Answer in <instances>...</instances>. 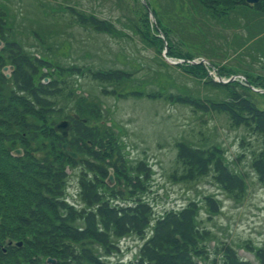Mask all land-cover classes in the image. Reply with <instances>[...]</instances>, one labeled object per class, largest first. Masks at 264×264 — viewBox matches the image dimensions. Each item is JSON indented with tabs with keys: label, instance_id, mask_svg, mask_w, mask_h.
Segmentation results:
<instances>
[{
	"label": "rangeland",
	"instance_id": "374dc122",
	"mask_svg": "<svg viewBox=\"0 0 264 264\" xmlns=\"http://www.w3.org/2000/svg\"><path fill=\"white\" fill-rule=\"evenodd\" d=\"M144 1L150 12L142 0H0L7 41L44 61L46 65H38L34 79L56 80L62 93L54 99L53 111L33 119L42 123L38 140L26 143L16 135L6 141L9 150L25 147L23 157L31 152L34 158L44 155L49 140L60 139L52 126L70 119L75 104L84 97V103L96 104L102 111L98 120L88 124L97 126L100 135L115 144L118 155L113 157L121 158V173L136 177L133 171L138 162L144 163L147 177L137 176L144 190L140 197L155 215L194 201L198 225L209 231L210 249L228 244L240 259L259 264L250 252L264 250V182L252 162L261 153L264 159L262 137L247 127L233 126L224 113L193 110L168 96L222 100L226 93L203 83L208 78L216 82L233 78L226 83L249 88L245 93L236 91L264 111V2L260 11L241 7L239 14H224L219 8L217 13L200 8L191 0ZM72 10L108 20L115 30L108 34L83 27L72 17ZM0 58L9 73L12 64L1 50ZM70 67L81 73H73ZM114 69L130 78L112 84L92 76ZM179 143L218 149L227 169L241 177V191L228 193L211 170L193 181L182 179V166L176 159ZM80 168L81 163L69 165L64 185V197L77 206ZM101 179L105 185L106 175ZM106 185L118 187L117 183ZM123 186L124 201H128L131 197ZM206 197L217 205L214 214L205 204ZM142 242L133 235L122 237L119 251L111 253L109 260L132 259ZM220 253L214 257L219 261ZM97 254L106 258L99 249Z\"/></svg>",
	"mask_w": 264,
	"mask_h": 264
},
{
	"label": "trees",
	"instance_id": "16d2710c",
	"mask_svg": "<svg viewBox=\"0 0 264 264\" xmlns=\"http://www.w3.org/2000/svg\"><path fill=\"white\" fill-rule=\"evenodd\" d=\"M208 9L217 13L213 6ZM72 12L77 24L83 27L108 34L115 30L114 23L108 20ZM5 25L6 14L0 11V39L4 42L1 50L14 67L10 80L0 71V240L22 241L25 257L33 250L44 258L54 256L60 264H250L240 259L228 244L209 248V231L198 225L196 202L190 201L180 209L165 210L159 216L152 212L147 200L140 197L144 190L137 177L146 178L147 168L141 161L133 171L136 177L121 173V158L113 157L115 153L118 155L115 144L110 137L101 136L97 126L88 124L98 120L102 111L99 112L96 104L84 103V97L75 104L74 114L79 120L70 118L73 125L67 140L61 137L59 141L49 140L48 150L39 158L31 155L11 157L6 141L18 135L22 140L36 142L38 126L33 119L44 118L46 113L53 111L54 99L62 93L56 80L44 84L34 79L39 74L38 65L46 64L36 55L26 53L19 44L7 41ZM257 43L253 42V45ZM3 62L0 58V69ZM70 70L81 73L75 67ZM92 76L96 81L112 84L130 78L118 69L95 72ZM205 82L206 87L224 92L226 97L214 101L170 95L168 99L200 112L224 113L233 126L247 127L264 142V111L236 91L245 93L249 88L234 82H216L212 78ZM61 141L68 142L78 155L77 161L62 153ZM260 156L252 166L259 180L264 182L263 154ZM176 159L182 166L181 178L186 181L206 176L211 170L213 178L228 193L241 191V177L227 169L218 149L202 150L179 143ZM78 163L81 168L77 179L80 203L77 206L64 197V185L69 165ZM108 168L113 169L121 190L103 184L101 178L108 174ZM123 185L131 197L128 201H124ZM204 200L211 214L217 212L212 198ZM128 235L143 241L135 256L128 261L109 260L111 253L119 251V240ZM98 249L105 254V259L97 254ZM218 251L221 252L220 261L214 258ZM260 252L255 251L258 260L261 259ZM259 263L264 264L262 259Z\"/></svg>",
	"mask_w": 264,
	"mask_h": 264
},
{
	"label": "flooded vegetation",
	"instance_id": "af4514ba",
	"mask_svg": "<svg viewBox=\"0 0 264 264\" xmlns=\"http://www.w3.org/2000/svg\"><path fill=\"white\" fill-rule=\"evenodd\" d=\"M191 2L192 4L196 2L200 8H209V6H213L214 8H219L218 10L224 14H239L240 12H243L241 11V7L249 12L251 10H262L263 8L260 7V5L264 0H191ZM37 124L39 127L42 125L40 122ZM25 150L27 149L24 147L23 152ZM30 155L33 156V152H31ZM23 249L22 241L0 240V264H60L54 256L48 255L44 258L41 253H34L33 250L27 253L29 256L25 257L26 254ZM259 251H261L259 256L261 255V259L264 262V250Z\"/></svg>",
	"mask_w": 264,
	"mask_h": 264
},
{
	"label": "water",
	"instance_id": "95a60500",
	"mask_svg": "<svg viewBox=\"0 0 264 264\" xmlns=\"http://www.w3.org/2000/svg\"><path fill=\"white\" fill-rule=\"evenodd\" d=\"M6 69L7 68H4V70H6ZM232 79L233 78L228 79L226 82L231 81ZM222 82L226 83L225 81H222ZM75 118L77 119V116H75ZM82 121H84V120H82ZM70 125H71V123L69 121H60L59 123H57L54 126V129L58 130L61 133L62 137H66L67 136V131H68ZM62 150H63V153L66 154L69 158H71L73 160L77 159V155L70 150L68 144L64 143L62 145ZM108 172H109V174H108L106 183L108 185H112L114 183L113 176H112V169H109Z\"/></svg>",
	"mask_w": 264,
	"mask_h": 264
}]
</instances>
